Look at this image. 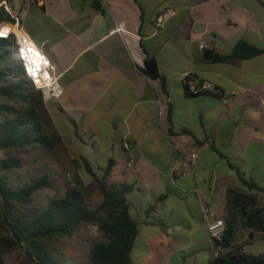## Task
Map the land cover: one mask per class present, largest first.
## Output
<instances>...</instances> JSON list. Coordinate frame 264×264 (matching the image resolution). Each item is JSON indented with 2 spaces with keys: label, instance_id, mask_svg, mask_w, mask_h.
<instances>
[{
  "label": "crops",
  "instance_id": "1",
  "mask_svg": "<svg viewBox=\"0 0 264 264\" xmlns=\"http://www.w3.org/2000/svg\"><path fill=\"white\" fill-rule=\"evenodd\" d=\"M11 5L60 77V95L40 110L51 132L62 136L71 162L79 164L83 155L104 167L111 157L126 164L134 158L133 167L127 166L134 183L128 200L138 237L142 226L166 232L181 224L187 237L168 254H197L210 243L201 207L206 202L226 225L233 222L235 246L264 253L263 232L244 227L227 202L229 187L246 190L237 169L264 185V54L210 62L202 59L201 48L206 42L226 54L240 39L264 45V0H13ZM170 8L176 12L158 28L157 15ZM148 54L166 78L167 96L161 81L143 71ZM188 74L196 84H213L222 96H186ZM125 140L130 150L123 147ZM190 148L198 150L193 173L175 175L173 165ZM252 192L264 208V190Z\"/></svg>",
  "mask_w": 264,
  "mask_h": 264
},
{
  "label": "trees",
  "instance_id": "2",
  "mask_svg": "<svg viewBox=\"0 0 264 264\" xmlns=\"http://www.w3.org/2000/svg\"><path fill=\"white\" fill-rule=\"evenodd\" d=\"M6 2L13 9V0ZM97 3L95 8L99 10ZM13 22L15 18L12 13L5 5H0V26ZM22 23L25 25L24 21ZM2 32L6 33L4 30ZM262 54L264 45L240 39L230 53L223 54L215 49L204 48L202 59L226 62L251 59ZM143 71L150 78L161 81V94L167 96L166 78L160 73L154 56L147 55ZM192 81L191 74L183 80L186 96H222L221 91H194L190 87ZM43 103L41 92L34 88L23 72L14 35L0 36V189L12 223L30 250L45 264H131L139 224L130 212L128 193L134 188V183L128 178L130 170L126 162L111 157L104 167L99 166L97 170L87 157L81 155L76 159L95 179L103 195L102 201L90 208L77 178L70 172H66L63 177L59 176V179L60 172L55 164L45 169L33 167L30 168L31 172L27 169L29 160L18 155V152L44 148L51 151L53 162L54 157H58L56 149L63 143V138L57 130H46L39 112ZM236 172L240 184L246 190L229 187L228 205L236 211L235 215L244 227L262 231L264 236V208L259 205L258 194L252 192L253 189L264 190V185L246 177L238 169ZM60 185L66 187L63 195L49 198L48 205L39 210L31 207L36 192ZM164 196L160 195L156 201ZM83 224L96 225L104 236V239L93 243L86 260L66 252L58 243L59 238L74 237ZM234 233V224L229 221L223 239L217 242L224 251L213 258L210 264H264V253H245L234 245ZM10 254L19 256L23 264H33L20 250L0 209V264H6V256Z\"/></svg>",
  "mask_w": 264,
  "mask_h": 264
},
{
  "label": "rangeland",
  "instance_id": "3",
  "mask_svg": "<svg viewBox=\"0 0 264 264\" xmlns=\"http://www.w3.org/2000/svg\"><path fill=\"white\" fill-rule=\"evenodd\" d=\"M40 118L46 130L51 132L48 116L42 110H40ZM56 152L59 158L54 157V162L52 161L53 156L51 151L44 148L30 149L28 152H18V155L26 157L29 160L27 169L31 172L32 169L30 168L42 167L45 169L53 167L54 164L60 172L58 177H63L66 172H70L77 178L80 188L87 198L88 206L94 208L103 199V195L95 179L86 171L82 163L74 164L71 162L64 144H61L56 149ZM93 166L99 170L97 164ZM65 191L66 187L63 185L40 190L35 193L31 207L34 210H39L47 206L51 198L63 195ZM186 233L185 228L181 224H178L175 228L168 229L166 232H163V229L160 231L156 226H142V235L136 239L132 251L133 264H209L211 260L209 242L207 243V248L204 250L199 248L197 254H184L183 252H179L176 255L168 254L170 250L178 248L185 241V236L187 237ZM101 239H104L103 233L98 230L96 225L83 224L74 237L59 238L58 243L66 252H70L78 256V258L86 260L90 255L93 243ZM6 264L23 263L19 256L10 254L6 256Z\"/></svg>",
  "mask_w": 264,
  "mask_h": 264
},
{
  "label": "built area",
  "instance_id": "4",
  "mask_svg": "<svg viewBox=\"0 0 264 264\" xmlns=\"http://www.w3.org/2000/svg\"><path fill=\"white\" fill-rule=\"evenodd\" d=\"M0 5H5L15 18V22L0 26V36L8 37L11 34L14 35L17 44V54L21 60L23 72L31 81L34 88L41 92L43 100L48 101L52 98L58 97L62 91V85L59 81L60 77L55 73L54 66L50 59L37 45L32 35L27 31L26 27L22 23L19 15L11 9L6 0H3ZM175 12V9L170 8L159 13L156 17L155 25L158 28L164 27L169 17ZM5 29L7 30V34L2 32V30ZM201 48H209V44L201 42ZM190 87L194 91L199 89L214 90L215 88L211 83L196 84L194 81L191 82ZM224 96L226 97L227 93H225ZM207 145H209V143H207ZM123 147L126 150H130V142L125 140L123 142ZM197 160L198 150L196 148L186 150L183 153L182 158L173 165V173L175 175L193 173ZM133 165L134 158L130 157L127 162V166L131 168ZM72 184H74V182H72ZM201 207L206 227L210 235L211 259H213L220 252L224 251V248L220 247L217 242L223 239L227 225L224 218L218 216L212 206L208 203L202 202Z\"/></svg>",
  "mask_w": 264,
  "mask_h": 264
},
{
  "label": "water",
  "instance_id": "5",
  "mask_svg": "<svg viewBox=\"0 0 264 264\" xmlns=\"http://www.w3.org/2000/svg\"><path fill=\"white\" fill-rule=\"evenodd\" d=\"M0 209L6 226L8 227L10 233L13 235L15 240L17 241L19 248L23 252V254L26 255L33 264H45L43 260H41L36 254L32 252V250H30V248L26 245V243L24 242V240L16 230L14 224L12 223L8 215L7 209L2 199L1 189H0Z\"/></svg>",
  "mask_w": 264,
  "mask_h": 264
},
{
  "label": "bare ground",
  "instance_id": "6",
  "mask_svg": "<svg viewBox=\"0 0 264 264\" xmlns=\"http://www.w3.org/2000/svg\"><path fill=\"white\" fill-rule=\"evenodd\" d=\"M4 31H7L6 29Z\"/></svg>",
  "mask_w": 264,
  "mask_h": 264
}]
</instances>
